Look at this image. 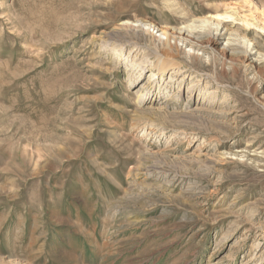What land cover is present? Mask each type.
<instances>
[{"label":"rangeland","instance_id":"374dc122","mask_svg":"<svg viewBox=\"0 0 264 264\" xmlns=\"http://www.w3.org/2000/svg\"><path fill=\"white\" fill-rule=\"evenodd\" d=\"M261 28L264 0H0V264H264Z\"/></svg>","mask_w":264,"mask_h":264},{"label":"bare ground","instance_id":"6f19581e","mask_svg":"<svg viewBox=\"0 0 264 264\" xmlns=\"http://www.w3.org/2000/svg\"><path fill=\"white\" fill-rule=\"evenodd\" d=\"M216 20L218 21V26L219 25H223V24H227V23H233L234 21H235V18L234 17H232V16H230V15H227V14H222V15H216ZM242 21H244V20H242ZM242 23H244L245 24V26H247V27H250L251 25L253 26V24H251V25H248L246 22H242ZM215 30V29H214ZM217 30V29H216ZM181 31V30H180ZM261 31H264V29L263 28H261ZM212 32V31H211ZM178 33V32H177ZM161 35H163V37H164V39H165V41L166 42H168L169 40H170V38H173V36H175L174 35V33L173 32H169V31H162L161 32ZM185 35V34H184ZM197 35V34H196ZM195 35V36H196ZM199 35V34H198ZM197 35V36H198ZM212 38L211 37H209V36H207L205 39L204 38H202V40H204V42H205V47H209L210 48V46L211 45H213V44H215V43H217L218 41H217V39H219V34L217 33V32H214V34L212 33ZM195 36H193V37H195ZM196 36V37H197ZM181 37V39L183 40V42L185 43V44H187V45H192V43H193V37H191V36H186V37H184V36H180ZM179 37V38H180ZM177 38V37H176ZM199 39H201V38H199ZM200 41V40H199ZM202 42V41H201ZM169 43V42H168ZM167 43V44H168ZM183 43V44H184ZM199 44H202V43H199ZM164 46V45H163ZM197 46V45H196ZM171 61V60H170ZM256 62V61H255Z\"/></svg>","mask_w":264,"mask_h":264}]
</instances>
